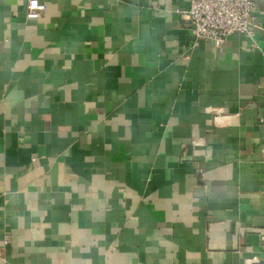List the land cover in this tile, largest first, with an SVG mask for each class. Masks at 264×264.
Masks as SVG:
<instances>
[{
  "label": "crops",
  "instance_id": "0c3cea01",
  "mask_svg": "<svg viewBox=\"0 0 264 264\" xmlns=\"http://www.w3.org/2000/svg\"><path fill=\"white\" fill-rule=\"evenodd\" d=\"M25 1L0 0V264H264V0L219 47L188 0Z\"/></svg>",
  "mask_w": 264,
  "mask_h": 264
},
{
  "label": "built area",
  "instance_id": "2783aa9c",
  "mask_svg": "<svg viewBox=\"0 0 264 264\" xmlns=\"http://www.w3.org/2000/svg\"><path fill=\"white\" fill-rule=\"evenodd\" d=\"M24 7L25 20H35L44 9V4L38 0H26ZM254 7L253 0H188L186 9L174 11L188 30L192 47L199 40L219 47L231 35L252 39ZM3 243H6V237Z\"/></svg>",
  "mask_w": 264,
  "mask_h": 264
}]
</instances>
